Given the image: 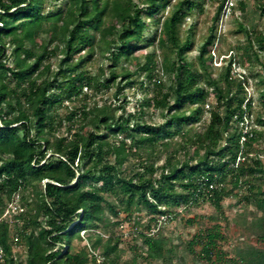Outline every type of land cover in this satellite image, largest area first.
<instances>
[{
  "label": "trees",
  "instance_id": "16d2710c",
  "mask_svg": "<svg viewBox=\"0 0 264 264\" xmlns=\"http://www.w3.org/2000/svg\"><path fill=\"white\" fill-rule=\"evenodd\" d=\"M226 1L217 0L195 65L188 57L193 28L183 37L180 29L203 9L199 0H0V216L17 194L23 207L19 223L0 221L5 264L14 257L18 264H84L86 242L105 264H186L185 253L206 264H264V149L256 147L264 130L249 125L253 99L247 77L233 69V50L213 73L211 48ZM253 3L264 15V0ZM229 8L244 14L246 1ZM239 26L247 42L238 48L261 85L264 109V29ZM158 32L159 60L154 50L137 53L153 47ZM134 85L144 94L128 112L122 93ZM111 90L117 105L90 103ZM205 111L197 131L192 126ZM156 113L161 122L147 120ZM253 122L264 127V115ZM241 187L236 217L244 239L231 248L223 249L228 237L219 222L195 232L182 251L162 233L172 220L145 232L159 214L206 201L219 220L223 199ZM141 208L144 222L134 217ZM125 222L138 234L123 238ZM73 240L82 246L74 250ZM121 242L131 243L126 259Z\"/></svg>",
  "mask_w": 264,
  "mask_h": 264
},
{
  "label": "rangeland",
  "instance_id": "374dc122",
  "mask_svg": "<svg viewBox=\"0 0 264 264\" xmlns=\"http://www.w3.org/2000/svg\"><path fill=\"white\" fill-rule=\"evenodd\" d=\"M64 2L66 0H63ZM175 0H170V2H174ZM246 1V9L245 13L241 14L239 10H230V5H235L237 3V0H227L226 5L220 15V20L217 26V33H216V39L215 44L211 48V53L213 54V73L215 75H218L221 71V69L225 66L226 61L229 58V55L231 53V50H233V55L235 56V62L233 64V69L241 74H244L247 77L248 84H247V97L253 99L254 108L251 112V119L252 122L249 123L252 127L257 128L258 130H264V127H260L258 125H255L253 120L257 119L258 114L262 113L264 115V109L260 105L258 101V94L259 90L261 89L260 83H258V79L251 78L250 74L251 69L247 66L249 60L246 57H243L241 55L242 49L238 48V46L246 45V36L244 31L241 30V26H243L247 31L251 32L252 30H262L264 29V15H260L259 10L255 7L253 0H245ZM201 2L203 9L199 10L198 8H195L188 16V18L183 22L181 29H180V35L181 37L185 36L187 33V29L192 26L193 32H192V40L193 44L188 52V57L191 59L194 64L196 65V54L198 52L199 46L202 44L205 36L208 33V29L212 23V19L216 10V7L218 5L217 0H199ZM50 1H47L46 8L50 7ZM52 8V7H51ZM57 8V7H54ZM168 11V8L166 9L165 13ZM143 16H146L145 12L143 13ZM244 16V18L242 17ZM242 27V28H243ZM161 39V35L158 32L157 38L155 40V44L153 47H149L146 49L138 50L139 52H148L150 50H154L156 52V57L159 60V54L160 49L158 48V40ZM136 53V54H137ZM264 55V53H262ZM98 56H95L89 63H87V68L91 72H96L97 68L99 66V62L96 60ZM264 60V57H262ZM56 61L51 60L50 67L55 68ZM254 71L261 74V69L259 66L254 67ZM107 76V75H106ZM144 76V75H143ZM142 76V77H143ZM162 81L165 82L166 80L162 78ZM85 92H88L89 94H93V91L87 89ZM126 96L127 104L125 106L126 111L133 112L135 108V103L138 98H141L143 96V92L139 89L138 85H134L132 88H127L124 90L122 95ZM121 95V97H122ZM103 97H100V94L95 95L91 99L92 101L98 100V103L101 104L103 101L102 99L106 98V103H112L114 105L118 104L117 99L113 97L112 90L106 92L102 95ZM214 98L211 96L208 98L209 104L213 102ZM69 104L70 107L72 103H65ZM60 111H63L62 109ZM208 119V112L205 111L202 115L199 122L195 123L192 127L197 130L201 131L204 128V125L207 123ZM148 121L151 122H161L162 116L158 113L152 115L151 117H147ZM58 127V130L56 134H61L64 131V127ZM264 149V139L260 140L256 147H261ZM136 159H133L132 162H135ZM130 163L128 161L126 164ZM226 182L230 181V177H226ZM264 186V185H263ZM245 192V188L241 187V189L234 190L230 196H227L222 201V208L224 210V215H219V220L215 219L216 212L214 207L209 202H203L200 204L192 205L187 208L181 209V211L172 219V222L167 224L163 230L162 233L165 236H168L172 239L174 244L178 245V250L182 251L183 245L186 241H188L191 236L197 232L198 230L202 228H206L210 226V224H213L214 222H219L224 229V231L227 234L228 237V243L223 245V249L231 248L233 244L236 243L238 238L240 240H243L242 233L240 228L237 226V217H236V211L241 210L243 204L237 203L238 198ZM106 214L109 216L110 221H114V216H112L108 211H106ZM125 213H121L119 218H124ZM134 217L138 218L140 222H144L147 219L146 211L141 208L140 210L134 212ZM190 220V221H189ZM127 227H129L127 225ZM129 229V228H127ZM116 232V230H114ZM252 232V231H251ZM254 233H259L260 230L253 229ZM66 239V238H64ZM139 243V242H137ZM131 243L130 242H121L120 248H122V258L126 259L128 258L132 251L130 249ZM72 246L74 250H77L82 246V244L78 243L76 240L72 241ZM20 249V250H19ZM18 253L23 256V250L22 248H19ZM185 263L186 264H206L205 262H202L200 259H197L193 257L192 255H189L185 253Z\"/></svg>",
  "mask_w": 264,
  "mask_h": 264
},
{
  "label": "built area",
  "instance_id": "2783aa9c",
  "mask_svg": "<svg viewBox=\"0 0 264 264\" xmlns=\"http://www.w3.org/2000/svg\"><path fill=\"white\" fill-rule=\"evenodd\" d=\"M207 106V105H206ZM243 139V138H242ZM239 159V157H238ZM215 184L209 183L208 187L212 188L214 187ZM180 208L179 210H177L176 212L172 213V214H166V213H162L159 214L157 216V225L155 227L150 228L149 230L145 231L148 235H153L155 234L158 229L160 228V226H162L164 223L171 221L175 216H177V214L181 211ZM23 210V207L21 205V201H20V197L19 194H17L11 201H9L5 206H4V210L3 213L0 216V221H5L9 224H14V223H19L17 215L19 213H21ZM127 225L129 227H127ZM129 228V229H127ZM140 231V228L138 227H132L131 224H129V222H125L121 225V235L123 238L127 239L130 238L132 235H136L138 234V232ZM102 237H107L106 235H104L103 233L97 231ZM81 237L84 238L85 235V231H81L80 232ZM87 247H88V260L84 263V264H105V258L102 254H100L98 251L93 250L90 248L89 244L86 242ZM59 246L66 248V245L64 244H60ZM20 247L16 244L14 246V250H18ZM20 250V249H19ZM19 260L18 258L14 257V264H18ZM0 264H5V252L4 249L2 248V246L0 245Z\"/></svg>",
  "mask_w": 264,
  "mask_h": 264
}]
</instances>
